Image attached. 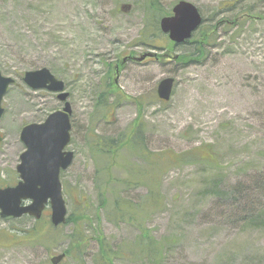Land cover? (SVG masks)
Masks as SVG:
<instances>
[{
	"label": "rangeland",
	"instance_id": "rangeland-1",
	"mask_svg": "<svg viewBox=\"0 0 264 264\" xmlns=\"http://www.w3.org/2000/svg\"><path fill=\"white\" fill-rule=\"evenodd\" d=\"M179 1L199 10L211 44L197 63L178 64L194 46L165 35L154 42L158 50L140 45L148 0H0V74L14 80L2 102L0 187L18 181L21 128L63 106L23 82L45 68L64 83L72 110L66 151L74 157L59 176L67 216L88 220L79 253L74 226L64 224L39 243L0 240V264H50L64 251L61 264H94L98 234L117 254L113 264H264V0L159 3L171 14ZM246 7L251 20L226 25ZM109 75L116 108L98 111ZM169 78L172 95L161 102L156 88ZM138 123L149 160L119 143L107 156L113 148L105 142L126 138ZM97 138L104 142L93 148ZM190 151L209 162L165 158ZM153 188L159 205L143 206ZM49 217L45 209L42 219ZM35 222L0 218V230ZM139 226L161 247L159 263L139 256Z\"/></svg>",
	"mask_w": 264,
	"mask_h": 264
},
{
	"label": "water",
	"instance_id": "water-1",
	"mask_svg": "<svg viewBox=\"0 0 264 264\" xmlns=\"http://www.w3.org/2000/svg\"><path fill=\"white\" fill-rule=\"evenodd\" d=\"M202 24L198 9L191 3L180 1L171 10L170 17L159 21V29L175 45L188 41ZM24 84L33 91L45 90L56 94L63 104L46 117L40 124H28L21 128L19 140L24 151L19 156L15 168L18 182L13 187L0 188V218L20 219L29 216L39 220L46 208L50 210L53 227L65 224L67 210L59 180L60 173L68 169L73 161V153L66 151L70 142L71 106L65 85L47 69L27 72ZM14 80L0 74V119L4 114L2 101ZM174 87L173 79H164L156 88L159 101L167 102ZM27 203V204H26ZM65 254L50 258V264H61Z\"/></svg>",
	"mask_w": 264,
	"mask_h": 264
},
{
	"label": "trees",
	"instance_id": "trees-1",
	"mask_svg": "<svg viewBox=\"0 0 264 264\" xmlns=\"http://www.w3.org/2000/svg\"><path fill=\"white\" fill-rule=\"evenodd\" d=\"M149 4V16L147 21L144 24V30H142L140 39H138L140 45L148 47L150 49L158 50L156 45H154L155 40H159L163 35L160 32L159 29V21L161 18L168 16L169 12H165L161 7L159 0H148ZM250 8L246 7L245 9H242L239 14L234 15L232 21H225L226 25L236 24L237 21H241L244 19L251 20L253 17L250 15ZM204 21L202 19V25ZM205 29V28H204ZM202 27H200L196 33L194 34L195 37H197L196 40H189L185 41L183 44L180 45H193L194 53L188 54V57L185 56V54H182L181 57H179L180 62H177L178 64H185L195 62L197 63L200 59V57L204 58V48L209 47L211 44H209V41L206 39V31ZM200 35V38L198 36ZM151 42V43H150ZM154 45V46H153ZM199 59V60H198ZM198 60V61H196ZM119 97V92L115 90V85L112 82V78L109 75L108 82L106 81L104 89L101 90L99 93L98 101L96 103V110L103 111L105 109H113L115 110V101ZM114 99V100H113ZM106 110V111H108ZM141 130H140V124H136L135 128H133L132 131H130V134L124 139L118 138L117 140H107L105 144H110L113 150H110L108 152H105L107 156H112L115 151H117V145L120 147V149H123V147L128 148H135L137 152H139L140 156L143 160H149V158L152 156L151 154L145 153L142 149V145H140L139 142H141ZM95 142V141H94ZM103 143L104 141H99L98 138L96 140L95 146H98L99 144ZM100 146V145H99ZM199 154H194V152H186L181 155H172L174 158L165 157L167 161L170 164H190V163H197V162H203L205 163L209 162V159L207 157L201 158ZM163 156V155H162ZM158 193L157 190L148 189L146 196L144 197L143 203L141 205L145 206L147 204H150L153 208L159 205L158 201ZM102 205V204H101ZM83 214H80L78 216L70 215L67 216L65 225L72 224L74 226L73 229V236L71 240H74L73 245L74 248L79 253L81 250L83 244V237L81 236V230L83 229V224L86 223L87 217L82 216ZM264 219V212L260 211V221ZM82 222V224H81ZM264 224V223H262ZM64 225V226H65ZM64 226H61L57 229L53 228L50 224L49 220L40 219L36 221L30 228L28 229H8V230H0V235L2 237L0 238L1 243L10 245V243H39L44 240L45 238L50 236L56 231L61 230ZM139 228V237L137 240V247L139 248V256L146 259L151 260L152 262L159 263L160 262V256L161 254V247L158 243H156L150 236L149 232L146 230V228L138 227ZM96 234H98L96 229ZM96 243L98 246V251L94 256L93 263L94 264H113L114 259L117 257L116 253L109 248L108 243L106 242L105 238L99 236V234L96 237ZM1 247V246H0ZM64 254L66 256L70 255L69 251H64Z\"/></svg>",
	"mask_w": 264,
	"mask_h": 264
},
{
	"label": "flooded vegetation",
	"instance_id": "flooded-vegetation-1",
	"mask_svg": "<svg viewBox=\"0 0 264 264\" xmlns=\"http://www.w3.org/2000/svg\"><path fill=\"white\" fill-rule=\"evenodd\" d=\"M134 61H135V60H134ZM17 182H18V181H17ZM17 182H16V183H17ZM15 185H16V184H15Z\"/></svg>",
	"mask_w": 264,
	"mask_h": 264
}]
</instances>
